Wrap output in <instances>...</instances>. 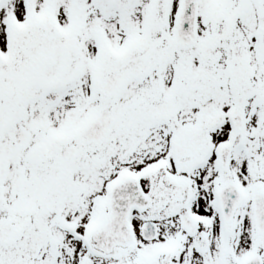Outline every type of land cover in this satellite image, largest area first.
Listing matches in <instances>:
<instances>
[{"label": "snow or ice", "instance_id": "obj_1", "mask_svg": "<svg viewBox=\"0 0 264 264\" xmlns=\"http://www.w3.org/2000/svg\"><path fill=\"white\" fill-rule=\"evenodd\" d=\"M0 264H264V0H0Z\"/></svg>", "mask_w": 264, "mask_h": 264}]
</instances>
